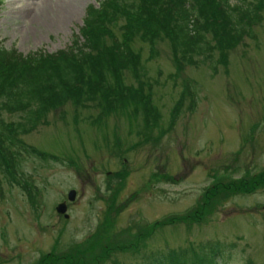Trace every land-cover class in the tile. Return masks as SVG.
I'll list each match as a JSON object with an SVG mask.
<instances>
[{"label": "rangeland", "instance_id": "obj_1", "mask_svg": "<svg viewBox=\"0 0 264 264\" xmlns=\"http://www.w3.org/2000/svg\"><path fill=\"white\" fill-rule=\"evenodd\" d=\"M100 1L1 0L0 44L63 51ZM243 1L256 4L229 0ZM260 15L223 63L216 51L179 67L168 38L134 39L138 74L124 70L122 81L143 107L106 112L98 96L72 99L22 135L13 177L0 167V264H145L211 248L220 264H264V186L205 204L210 186L264 173V7ZM63 201L69 219L55 212Z\"/></svg>", "mask_w": 264, "mask_h": 264}, {"label": "trees", "instance_id": "obj_2", "mask_svg": "<svg viewBox=\"0 0 264 264\" xmlns=\"http://www.w3.org/2000/svg\"><path fill=\"white\" fill-rule=\"evenodd\" d=\"M244 3L101 0L98 7L87 9L80 35L66 51L23 55L0 45L1 169L13 177L19 152L10 150L23 147L20 137L34 130L51 109L64 102L92 100L93 96H98L106 112L124 110L130 104L135 108L143 107L147 100L142 92L126 87L122 81L124 70L138 74L140 55L129 45L136 38L149 43L160 35L168 38L179 67L184 62L194 61L195 56L212 57L216 51L221 54L219 61L226 62L227 57L221 52L235 48L245 37H252L253 25L261 20L264 0H256L254 6ZM114 27L120 29L121 40L116 39ZM108 40H112V44L108 45ZM18 113L21 116L17 121L7 123L3 118L4 114ZM251 177L214 184L207 190V208L219 195H247L256 187L264 186V173ZM220 257V251L211 248L202 255L171 252L145 264H220ZM76 262L82 263L77 259L72 264Z\"/></svg>", "mask_w": 264, "mask_h": 264}, {"label": "water", "instance_id": "obj_3", "mask_svg": "<svg viewBox=\"0 0 264 264\" xmlns=\"http://www.w3.org/2000/svg\"><path fill=\"white\" fill-rule=\"evenodd\" d=\"M74 197H75V193L74 192H70V194H69V200L70 201H73L74 200ZM57 212L59 213V214H65V212H66V206H65V204H62V205H60L58 208H57ZM67 215H65V217H66ZM68 217V216H67Z\"/></svg>", "mask_w": 264, "mask_h": 264}, {"label": "bare ground", "instance_id": "obj_4", "mask_svg": "<svg viewBox=\"0 0 264 264\" xmlns=\"http://www.w3.org/2000/svg\"><path fill=\"white\" fill-rule=\"evenodd\" d=\"M68 9H69V8H68ZM69 16H70V14H69ZM27 36H28V35H27ZM29 36H30V37H33L31 33L29 34Z\"/></svg>", "mask_w": 264, "mask_h": 264}]
</instances>
